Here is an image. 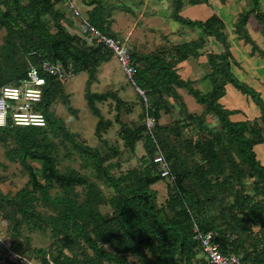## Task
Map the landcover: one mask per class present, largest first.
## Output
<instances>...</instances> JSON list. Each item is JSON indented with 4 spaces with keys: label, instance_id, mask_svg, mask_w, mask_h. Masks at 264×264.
Segmentation results:
<instances>
[{
    "label": "trees",
    "instance_id": "1",
    "mask_svg": "<svg viewBox=\"0 0 264 264\" xmlns=\"http://www.w3.org/2000/svg\"><path fill=\"white\" fill-rule=\"evenodd\" d=\"M75 1L87 6L84 15ZM209 2L72 1L93 27L129 46L133 82L125 76L138 96L136 105L119 93L92 91L101 68L115 55L90 46L77 33L78 18L68 0H0V34L5 32L0 89L19 86L31 66L39 68L45 61L63 65L62 77H46L43 100L36 107L46 117L45 127L12 123L0 127V144L14 145L6 158L19 163L28 175L26 186L16 195L0 190V224L6 231V238H1L0 228V264H20L10 259V251L33 264H208L196 231L217 236L225 255L264 264V165L255 152L264 144V100L235 75L234 67L240 66L220 17L201 22L180 16L186 6ZM251 2V8L239 14L232 33L251 48L252 56L264 61V50L249 29L255 23L264 35L263 2ZM165 11L179 25L169 29L177 30L175 35L159 31ZM116 12L133 18L143 13L134 31L145 27L143 33L161 35L162 43H149L148 36L127 40L122 30L114 28L119 24ZM149 19L155 28L144 23ZM211 39L224 52L210 53ZM202 57L208 59L207 92L178 72L180 64ZM84 73L89 77L87 107L98 118L96 147L78 140L79 135L58 117L60 105L77 115L66 87L71 78ZM230 86L259 108L258 118L232 120L234 113L221 103ZM181 92L203 111L192 113ZM136 106L141 109L139 121L124 119L125 114L134 115ZM148 116L156 124L151 131ZM158 147L169 165L167 178L154 162ZM61 152L70 162L78 154L82 168L91 175L60 170ZM160 182L167 187L162 204L156 187ZM107 208L110 211L104 213ZM37 231L49 234L50 248L33 245L31 235Z\"/></svg>",
    "mask_w": 264,
    "mask_h": 264
},
{
    "label": "rangeland",
    "instance_id": "2",
    "mask_svg": "<svg viewBox=\"0 0 264 264\" xmlns=\"http://www.w3.org/2000/svg\"><path fill=\"white\" fill-rule=\"evenodd\" d=\"M115 1V0H113ZM75 6L77 7V9L84 15L86 12V8L87 6H84L82 3L75 1ZM201 8L198 9H194L192 10V14H190L191 18H193L194 20L196 19H200V18H204V15L200 12ZM148 13H151V10H146ZM143 15V13H141L139 15L138 18H133L131 16L125 15V13H119L116 12L115 13V17L118 24V31H123L122 35L125 34L124 37L127 38V40L130 39V41L134 40V39H139L144 37H149L147 39V41L149 43H155V44H161L162 40L157 39L156 35H152L149 34L147 31L146 33H143L145 30V27H143L142 29H140L141 31H139L138 29L135 32L134 36H130L134 30L133 26L134 24H136L140 19L141 16ZM168 12H164L162 19L159 22V31L160 32H164V33H168L169 29L170 30H175L179 27V25L176 22H173L172 20H170L169 18H167ZM126 19V20H125ZM145 24H149L151 28H155L157 26V24L152 23V21L149 20H144ZM128 26V27H127ZM4 36H5V32H2L0 34V46L3 44V40H4ZM161 37V36H160ZM128 46V45H127ZM129 47V46H128ZM111 67V71H116L117 75V79H114L113 77L111 78V80H109L108 78H105V84L102 88H100L97 84H96V80L94 81L93 85H92V91L94 92H101V91H107L109 89H105L108 86V82H110L113 86L110 85V88H112L111 90H113L116 87H124L126 88V86L128 87L126 89V91L124 92L123 96L126 99L132 100V101H136L138 99V96L135 92V89L133 87L130 86L127 77L125 76V74L123 73V71L121 70V66L118 62V60L116 58H114L110 64ZM89 80L88 74H81L79 76L73 77L71 78L69 84L66 87V92L67 94H69L71 96V102L72 105L74 107V109L77 110V115H73L71 113H69V111L63 107L62 105L59 106V110H58V117H60L61 119H63L68 128L73 131L74 133L78 134V140L81 141H87L89 146L92 147H96L97 144L99 143L98 140L96 139L95 136V128L96 125L98 123V118L94 117L92 115V113L90 112V110L87 107V102L85 100V89L87 86V82ZM116 85V86H115ZM192 104H190L191 108L194 109L193 105H196V102L193 98H191ZM198 108V107H196ZM141 113V109L138 108L137 111H135L134 115H132V117H127L126 114L124 115V119H128V120H134V121H139V115ZM110 136V135H109ZM108 136V137H109ZM114 140L115 138V131L112 132L111 136ZM115 142V140L113 141V143ZM12 146H14L13 144H8V145H2L0 144V190L6 195V194H10V195H16L21 189H23L27 182H28V175L27 173L24 171V169L22 168V166L19 163H11L7 158H6V152L8 150H10L12 148ZM143 154L142 153H138L139 156H141ZM65 152H61L59 159H60V165H59V169L62 171H65L67 169H76L78 171H81L82 174L91 175V171H84V169L82 168V164L79 158L78 154H73V161L74 162H70L64 159L65 157ZM136 162H133L131 164V166L135 165ZM126 165H124L123 168H125ZM157 187V192H158V197H159V202L160 204H162L165 201L166 195H167V187H166V183L164 182H160L159 184L156 185ZM106 193H108L107 190H105ZM110 210L107 209H103L104 213H108ZM4 225L6 223H3ZM0 228L2 229V236L1 238H6V231L4 230V226L0 224ZM33 238V245L36 248H50L53 240L50 239L49 234H43L40 233L39 231L33 233L32 235ZM8 240V239H7ZM6 241V240H5ZM0 254H2L1 252V247H0ZM36 264V263H34Z\"/></svg>",
    "mask_w": 264,
    "mask_h": 264
},
{
    "label": "crops",
    "instance_id": "3",
    "mask_svg": "<svg viewBox=\"0 0 264 264\" xmlns=\"http://www.w3.org/2000/svg\"><path fill=\"white\" fill-rule=\"evenodd\" d=\"M263 9H264V0ZM251 0H226V3H222L221 0H210L209 5H198V6H186L184 10L180 13V16L184 19H188L191 21H201L206 22L212 16L217 15L220 19L225 23L226 28L229 33V41L231 43V52L233 58L239 64L240 67H234V73L240 79V81L246 83L257 92L261 94L262 99L264 100V61L258 56L251 55V48L249 46H245L242 41H239L237 36L232 33L234 29V25L237 22L239 14L244 10L251 8ZM200 9V12L204 15V18L194 20L191 18L190 14H192V10ZM152 23L153 20H151ZM117 26V27H116ZM114 28L117 30L118 25ZM258 26V25H256ZM253 24H250L249 29L251 30V34L253 39L256 41L258 46L264 50V35L262 34V29L258 26V28ZM179 29V28H178ZM177 31V30H176ZM176 31L168 32L162 34L165 35H175ZM130 36L135 35V31ZM161 35H157V39L162 40ZM162 43V42H161ZM210 53L221 54L224 52L222 45L215 42L213 39L210 41ZM112 61L105 64L102 68L98 76L96 77V84L102 88L105 84V78L111 80L113 77L117 79L116 71H111ZM208 63V59L206 57L200 58L198 61L190 60L188 62L182 63L178 66V72L182 79L191 80L195 83V87L198 89H203L204 91H208L210 89V85L205 77L209 74V67L206 64ZM108 86L105 89H109L107 91H101L97 93H105L108 91H112L115 93H119L120 97L131 104H138V99L136 101H132L126 99L123 94L128 88L116 87L113 90L110 88V85L113 86L110 82H108ZM116 86V85H115ZM136 92V91H135ZM181 95L184 97L186 103L188 104L189 110L192 113L200 114L203 111V108L199 105H193L194 109L191 108L190 104H192L191 98L184 92H181ZM222 105L229 111L234 113L232 120L235 122H241L246 120H254L260 116L259 108L248 98L243 96L240 92H238L233 87L227 88V95L221 100ZM198 107V108H196ZM139 106H136L135 111H137ZM255 152L257 154L258 160L264 165V144L258 145L255 147Z\"/></svg>",
    "mask_w": 264,
    "mask_h": 264
},
{
    "label": "built area",
    "instance_id": "4",
    "mask_svg": "<svg viewBox=\"0 0 264 264\" xmlns=\"http://www.w3.org/2000/svg\"><path fill=\"white\" fill-rule=\"evenodd\" d=\"M73 0H68L72 5L77 20V33L84 36L88 44L92 47H102L112 51L118 60L121 69L128 79L133 82L134 69L131 67L130 48L121 40L104 35L97 28L93 27L89 21L74 8ZM63 65L52 64L48 61L41 63V66H31L19 86H6L0 89V127H6L9 123L19 127H45L46 117L36 107L43 100V88L46 85L47 76L63 75ZM143 96V92L139 91ZM146 100V99H145ZM146 125L149 131L155 127V120L148 116ZM159 154L154 158L155 164L161 170V176L167 178L171 175L169 165L160 147ZM197 239L201 242L204 253L207 256L208 264H247L240 256L230 254L225 255L221 251L220 244L217 243V236L209 233L202 235L196 231ZM10 259L20 261V264H33L25 258L10 251Z\"/></svg>",
    "mask_w": 264,
    "mask_h": 264
}]
</instances>
